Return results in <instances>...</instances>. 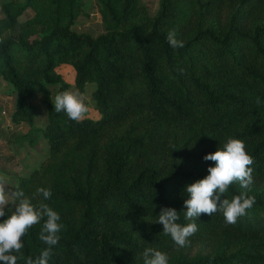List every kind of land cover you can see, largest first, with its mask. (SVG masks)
<instances>
[{
	"label": "trees",
	"instance_id": "trees-1",
	"mask_svg": "<svg viewBox=\"0 0 264 264\" xmlns=\"http://www.w3.org/2000/svg\"><path fill=\"white\" fill-rule=\"evenodd\" d=\"M98 1L104 32L96 38L74 30L82 0L1 6L0 79L18 95L12 122L34 123L37 94L47 109L49 157L17 184L61 216L48 264H144L146 248L166 253L168 264H264V0H160L155 15L143 0ZM173 29L183 48L168 44ZM63 66L75 70L80 93L96 85L100 119L55 111V95L71 87ZM228 137L254 159L255 204L235 224L220 212L201 214L181 248L163 233L160 211L175 209L182 226L193 222L186 186L208 174L214 162L203 157ZM241 191L234 183L222 199ZM43 223L22 238L17 264L47 247Z\"/></svg>",
	"mask_w": 264,
	"mask_h": 264
},
{
	"label": "clouds",
	"instance_id": "clouds-1",
	"mask_svg": "<svg viewBox=\"0 0 264 264\" xmlns=\"http://www.w3.org/2000/svg\"><path fill=\"white\" fill-rule=\"evenodd\" d=\"M167 42L173 48H183L184 42L177 38L175 29L167 34ZM181 72L184 70L181 69ZM256 102L261 101L257 97ZM56 112H64L69 119L76 122L82 121L88 113V105L84 96L78 91L64 90L58 92L54 98ZM205 161H213L214 166H209L208 174L186 186L185 192L188 198L184 201L187 208L185 218L193 222L181 225L179 213L170 207H163L157 222L163 225V233L170 235L176 245L183 248L190 241L189 237L198 231V225L194 222L201 214L212 216L220 212L223 214L226 224H235L240 217L247 214L255 204V196L249 195L250 186L253 183V157L246 151L245 143L237 138L228 137L222 147L214 153L203 157ZM9 177L0 173V217H7L0 222V264H17L19 258H24L21 250L24 247L22 238L28 230L41 220L44 221L39 239L45 247L38 257L26 258L25 264H48L52 255V248L60 239V233L64 225L60 223V214L46 203L33 204L32 198L25 195L19 185L9 191ZM238 183L242 189L238 195L231 199L223 198L230 186ZM38 194L44 200L51 199L50 189L39 188ZM11 206V211L9 207ZM144 264H168V256L154 248H146L143 252Z\"/></svg>",
	"mask_w": 264,
	"mask_h": 264
},
{
	"label": "crops",
	"instance_id": "crops-1",
	"mask_svg": "<svg viewBox=\"0 0 264 264\" xmlns=\"http://www.w3.org/2000/svg\"><path fill=\"white\" fill-rule=\"evenodd\" d=\"M72 69L70 68V70ZM72 73L75 75L74 69ZM36 100L39 102V107L44 111V116L39 117L35 114L33 124H14L12 117L9 119L11 121L6 120L7 123H5L0 118V173L9 177L10 183L7 186L9 191L15 189L18 178L29 177L43 164L50 154L47 151L49 149L48 141L42 140L40 135V132L45 129L48 123L47 109L40 95ZM36 100H34V105H36ZM98 113L93 119L101 118H98L100 114ZM86 117H90L89 112L86 114ZM37 138L41 139L39 142L40 148L36 147Z\"/></svg>",
	"mask_w": 264,
	"mask_h": 264
},
{
	"label": "rangeland",
	"instance_id": "rangeland-1",
	"mask_svg": "<svg viewBox=\"0 0 264 264\" xmlns=\"http://www.w3.org/2000/svg\"><path fill=\"white\" fill-rule=\"evenodd\" d=\"M7 0H0V18L2 17L1 12V6L3 2ZM84 3V15L81 16L78 21L76 22V25L74 26V30L78 33H86L91 35L93 38L98 37L100 34L104 32V27L102 23V18L100 15V4L98 0H82ZM143 3L146 4L151 12L152 15H155L159 9L160 0H143ZM33 15V12L31 10H28L21 18V21H25L29 18H31ZM19 31V28L17 29ZM69 67V68H68ZM63 66L60 69V73L63 76V79L65 82H67L71 87L70 90L76 91L78 90L75 86V75L72 73V67L70 66ZM70 68L72 70H70ZM96 89L95 84H88V86L85 89V92L82 94L85 98V103L88 105L89 109V116L93 118L94 116H97V110L95 109V103L92 100V94L93 91ZM79 91V90H78ZM56 93L55 90H53V95ZM52 95V96H53ZM39 95H35L33 98L34 100ZM18 95L14 93L12 87L3 79H0V118L3 119V122L7 123L6 120L11 119L16 102H17ZM36 108H37V116H44V111L39 107V102L36 100ZM99 114V113H98ZM101 115H98V118H100ZM40 119V118H38ZM11 121V120H9ZM3 123V124H5ZM6 125V124H5ZM43 131L40 132L41 139L46 140L43 137ZM40 138H37V146L38 148L41 147L39 144ZM48 153L50 152L49 149H47Z\"/></svg>",
	"mask_w": 264,
	"mask_h": 264
}]
</instances>
